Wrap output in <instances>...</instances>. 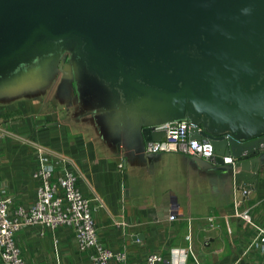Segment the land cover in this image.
Wrapping results in <instances>:
<instances>
[{"label":"water","instance_id":"water-1","mask_svg":"<svg viewBox=\"0 0 264 264\" xmlns=\"http://www.w3.org/2000/svg\"><path fill=\"white\" fill-rule=\"evenodd\" d=\"M67 49L103 95L101 112L108 100L120 107L141 144L159 140L157 124L185 120L187 138L212 148L206 160L190 156L198 165L230 171L244 194L255 189L264 168V0H0V93L37 84L43 94L44 64ZM62 70L70 77L68 64Z\"/></svg>","mask_w":264,"mask_h":264},{"label":"crops","instance_id":"crops-1","mask_svg":"<svg viewBox=\"0 0 264 264\" xmlns=\"http://www.w3.org/2000/svg\"><path fill=\"white\" fill-rule=\"evenodd\" d=\"M48 89L22 99V92L0 93V132L9 136L0 134V184L14 203H28L33 193L34 156L22 136L50 132L55 143L51 146L65 154L83 194L91 199L99 241L123 250L122 264H144L147 253L177 259V264H264V250L254 241L256 229L264 228V168L255 189L243 194L230 171L201 167L178 153L144 154L140 138L125 127L120 114L96 113L107 114L108 120L103 116L76 120L79 112L67 123L57 110L44 111L56 93L45 95ZM233 199L252 224L232 215ZM169 214L173 219L167 218ZM51 236L45 231L40 237L35 229L18 233L23 260L85 264L71 233L54 232L56 256Z\"/></svg>","mask_w":264,"mask_h":264},{"label":"built area","instance_id":"built-area-1","mask_svg":"<svg viewBox=\"0 0 264 264\" xmlns=\"http://www.w3.org/2000/svg\"><path fill=\"white\" fill-rule=\"evenodd\" d=\"M187 127L185 120L157 124L154 129L162 131L161 137L158 141L144 142L142 151L210 158V143L188 139ZM27 143L34 156L30 171L34 182L31 200L26 204L14 203L0 184V261L27 264L16 241V235L27 229H35L40 237L45 231L51 233L52 253L56 256L57 239L53 234L64 229L71 233L74 248L84 257L85 264H122L126 260L125 252L106 247L99 241L91 199L83 194L78 175L65 154L33 139ZM223 161L231 163L230 157H223ZM238 205L239 201L233 199L232 215L245 224H252L247 211L238 209ZM167 218L171 220L173 216L169 214ZM254 241L264 250V228L256 229ZM177 261L170 257L164 259L156 253H147L144 257V264H177Z\"/></svg>","mask_w":264,"mask_h":264},{"label":"rangeland","instance_id":"rangeland-1","mask_svg":"<svg viewBox=\"0 0 264 264\" xmlns=\"http://www.w3.org/2000/svg\"><path fill=\"white\" fill-rule=\"evenodd\" d=\"M53 57L54 56H52L51 58H53ZM25 68L26 67L24 65H19L17 67V69L15 70V72L23 71V70H25ZM44 69L48 72V74L50 76V80H51L50 85H52L53 80H54L55 75H56L55 63H53L52 60L47 61L44 64ZM50 80H48V82H50ZM44 89H43V91H44ZM17 92H22L21 97L19 99H22L25 97L26 98H33V97L37 96L38 93L41 92V87H39V85H37V84L25 85L23 87V89H21L20 91H17ZM14 93H16V92H14ZM100 93L101 92L99 91L98 87H96L93 82H89L86 80L84 81L82 79L80 81L77 80V82L76 81L75 82L74 81H72V82L61 81L57 87V91H56L54 97L45 104L44 111H51V110L56 111L57 110V114H58L59 118L60 119H66V121H68L67 123H69L68 118L70 116H72L73 114L77 115L79 112L91 110L93 108H97L99 106H102L103 95H101ZM66 98L69 100L68 102H65L64 100H62V99H66ZM67 106H70V107L66 108ZM96 116H99V117L103 116L106 120H108V118H109L107 114L92 113L87 117L77 118L76 120L93 118ZM35 130H36V128H34L32 130V132H34ZM1 133H5L6 134L5 138H7V136H8L7 132L3 131V132H0V134ZM49 133L50 132L45 133L48 136V138L45 137L44 133H41V130H40V132L39 131L34 132L33 134H29V135L22 136V137H24V141H26V142L33 139L35 141H38L40 143H43V144H46L49 146L55 145V143L51 142L54 139H52L51 136H49ZM52 135H53V133H52ZM59 138H61V137H59ZM94 141H95V143H97L99 145V143L96 140H94ZM47 142H50V143H47ZM115 149H117L116 145H115ZM115 154H116V152H115Z\"/></svg>","mask_w":264,"mask_h":264},{"label":"flooded vegetation","instance_id":"flooded-vegetation-1","mask_svg":"<svg viewBox=\"0 0 264 264\" xmlns=\"http://www.w3.org/2000/svg\"><path fill=\"white\" fill-rule=\"evenodd\" d=\"M51 60L53 63H55L56 75H55V78L53 80L52 85L49 87L48 91L46 92V95L51 94V92H53V93L56 92L57 87L61 81H66V82L67 81H70V82L76 81L77 82V80L80 81L82 79L81 75L79 74V71H78L77 58L72 53H70V51L68 49L63 51L61 54H58L56 57L54 56L53 58L50 59V61ZM65 64H68V66L70 68V72H71L70 77L67 76V72H64L62 70V68ZM107 104H109V106H107L106 108L109 109L108 113L111 114V116L121 113L120 107L114 106L110 100L107 101ZM102 108H103L102 106H99L97 108H93L91 110L84 111L79 115V118L87 117L92 113H103V112H101ZM130 132L133 133L131 130H130Z\"/></svg>","mask_w":264,"mask_h":264}]
</instances>
